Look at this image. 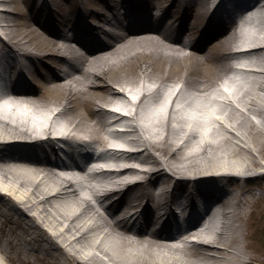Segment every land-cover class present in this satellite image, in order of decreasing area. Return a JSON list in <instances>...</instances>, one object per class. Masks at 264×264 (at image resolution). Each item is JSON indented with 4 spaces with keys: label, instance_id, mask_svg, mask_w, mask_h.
<instances>
[{
    "label": "bare ground",
    "instance_id": "6f19581e",
    "mask_svg": "<svg viewBox=\"0 0 264 264\" xmlns=\"http://www.w3.org/2000/svg\"><path fill=\"white\" fill-rule=\"evenodd\" d=\"M60 1L69 4L70 10L58 17L54 13ZM77 1L82 8L79 13L73 0H28L25 7L20 0H0V91L11 82L24 84L15 96L0 93V103H10L0 106V214L5 217L0 218V230L4 232L2 227L14 217L20 223L28 218L31 223L20 224L35 230L25 238L31 244L27 249H35L39 239L52 244L54 237L64 255L57 264H232L217 254L220 249L242 264L248 262L249 256L229 243L236 237L235 220L245 214L238 209L241 199L223 186V180L245 177L259 163L264 167V3L260 5L262 0H258V6L256 2L231 19L227 6L221 5L224 13L219 8L215 13L209 0ZM249 1L227 0L237 8ZM88 2L95 4L92 9ZM179 3H184V10L176 15ZM149 10L152 17L163 14L178 20V26L189 33L200 30L201 18L205 19L203 26L211 19L204 32L214 31L210 40L204 39L200 48L193 41L192 48L205 51L222 39L223 52L233 61H243L247 67L242 73L252 78L237 82L228 74L208 79L183 73L176 80L170 76L172 62L169 70L160 71L164 60H198L202 55L166 42L153 27L138 26L114 36L122 28L123 12L131 16L130 26H135L149 16ZM47 14L52 27L48 18L44 21ZM224 14L230 21L218 27ZM22 23H26L25 29ZM60 30L64 32L59 34ZM98 33L105 35L100 34L104 45L100 41L92 52H83L80 42L78 46L73 43L77 36L94 43ZM247 43L254 47L238 50ZM141 56L147 59L141 65L139 81L111 74L115 65H132ZM53 58L55 63L45 65L49 70L45 80L48 87L66 92L60 99L44 102L35 97L39 91L30 85L36 83L40 62ZM214 64L218 69L223 66L217 57ZM255 64L261 68L249 67ZM230 68L235 67L230 64ZM113 107L130 113H117ZM108 115L124 121L128 131H109ZM62 129L66 135L61 137L71 150L92 142L104 146L112 137L124 141L132 147L105 150L101 157L115 164L129 159L141 167L131 164L78 179L55 171V165L27 160L40 157L35 153L45 150L41 143L60 139L52 133ZM123 134L132 136L127 139ZM133 175H142V179L131 180ZM212 182L222 186L209 187ZM167 183L173 186H165ZM195 195L206 204L216 199L218 217L213 220L212 212L206 211L189 219L177 235L169 236L167 229L177 226L172 222L177 215L176 198L193 201ZM8 200L10 205H6ZM23 205L34 209L32 216L23 217L18 210ZM35 221H42L45 232L53 229L47 232L53 235H45ZM136 221L143 227L135 225ZM185 235L188 247L182 250ZM209 235L211 239H207ZM5 240L0 236V264H18V260L37 264L14 239L8 236Z\"/></svg>",
    "mask_w": 264,
    "mask_h": 264
},
{
    "label": "rangeland",
    "instance_id": "374dc122",
    "mask_svg": "<svg viewBox=\"0 0 264 264\" xmlns=\"http://www.w3.org/2000/svg\"><path fill=\"white\" fill-rule=\"evenodd\" d=\"M20 1L24 5V7H25V5L30 4L28 2V0H20ZM24 1H25V3H24ZM64 3H65L64 1H62V2L60 1V3L58 4V7H56V13H54L56 16L61 17L60 15L65 14L66 11L70 10L69 7L67 6L69 4L64 5ZM73 3H74V5L75 4L77 5L78 13H79L80 9H82L80 6V3L77 0L75 2L73 0ZM180 4L181 3H179L178 5H180ZM94 5L95 4L93 2L87 3L88 8H90V9H92L94 7ZM72 8H73V6H72ZM32 10L35 13H40L39 11H36V9H32ZM56 16H54V17H56ZM47 18L49 20L50 27H52L53 23L50 21V15L48 16V14H47L44 18V21H46ZM204 21H205L204 18H201V20H199V22H198L199 27L202 25V23ZM24 24H26V23H22L23 28L25 29ZM251 28H252V25H251ZM221 40L214 41L213 43L209 44L207 46V49H205V51H196V50L191 49L189 47H183L188 52L192 51V52H196V53L202 55V58H200L198 60H195L193 58L183 59V60H176L175 59L172 61L164 60L161 63L160 71L169 70L168 63L172 62L173 66H172V69L170 71V76L172 78H175L176 80H179V78L181 77V75L183 73H187L193 77H198V78H208L209 79L210 77H213V76H215V78L216 77L221 78V76H224L226 73H229L231 70V68L229 67L231 57H230V55H227V54H225V52H223L224 49L220 43ZM165 41L172 44V45H175V46H181V43H172V42L168 41L167 39H165ZM230 48H231V46L227 49V51ZM216 57L220 58L222 63H223V66L220 67V69H218L214 64V60ZM139 58H140L139 60L135 61L132 65H129V66L116 67V65H115L116 70H114L111 74H114L117 77L129 75L131 77H136L137 81H139L140 74H141V65L147 59V57L141 56ZM54 60L55 59L53 58V59H46L45 62H40V64L38 65V71H36V73H35V75H36V81L35 82L36 83H33L32 85H30V87L32 88L33 91L34 90L39 91V93L37 92L35 97L37 99H42V101H44V102H48L49 100L55 101L57 99H60L62 97V95H64L66 92L61 87H57V88L48 87V83L45 80L47 77V74L49 72V70L47 69V67L45 65H49L50 63H53ZM225 63H227V64H225ZM98 79L101 80V78H98ZM100 82H102V81H100ZM96 90L98 92H101V89H96ZM190 94H191V92H189V94H187V95H190ZM177 100H178L177 102H180L182 104L181 98L178 97ZM194 104H192V105L190 104V106H192L191 108L194 107ZM257 122H259V121H257ZM57 128L60 129V125L59 126L57 125ZM62 131H64V129H62ZM54 132H56V131H54ZM116 133H118V132H116ZM123 135H125V134H123ZM112 138L114 139V137H112ZM261 139H263V142H264L263 136H261ZM220 141H221V139H220ZM106 158L107 157H105L104 159L105 160L109 159V158H107V159ZM46 165H48V164H46ZM49 166L52 167L51 165H49ZM52 168L55 171L60 172L61 174H72V173L68 172V170L67 171L63 170V169L60 170L57 167H52ZM253 169L254 170H252L251 172L246 173V176L244 174L245 177L230 176L231 179L229 180V182L225 179L223 180V182L225 183L224 186L226 188L232 190L233 192H235L238 195V198L241 199L239 204H238V209L240 211H242V215L245 214L244 218L240 217L239 219L235 220V223L238 225V228H235L233 230L236 234L235 235L236 237H235V239L230 240L229 243L235 245L236 247L239 246L242 249L243 253L247 254L249 256L248 262H246L244 264H264V167L261 163H259V164L255 165V167ZM258 173H259V175H257ZM38 174L39 173L34 174V175H38ZM72 175L74 176L75 174H72ZM75 179H77V178H75ZM78 179H80V178H78ZM230 196L232 197V200H233L234 198L232 195H227L226 198H229ZM243 197H245L247 199L246 202H245V199ZM141 198L143 199L144 197L142 196ZM7 202H9V203H7ZM7 202H4V203H7L6 205H10L11 201L8 200ZM15 204H17V206L18 205L22 206V204L19 201H17ZM18 210H19V212L24 213L23 217H25V218H26L27 214L29 216H32L31 215L32 211L34 213V209H31L32 210L31 211L30 209L24 207V205L21 209H18ZM217 217H218V215L217 216H215L214 214L212 215L213 220H215ZM0 218L5 219V217L2 215V213L0 214ZM25 220L27 221L28 218L23 219L22 223H25L26 222ZM27 222L31 223L30 221H27ZM41 222L39 223V222L35 221L34 225L38 226V228L41 231H43V233L45 235H48V236L51 235L52 236L53 234H48L47 232L51 233L53 229L49 228L50 231L45 232V230H43L44 228H42ZM22 223L17 221L15 217L13 220L7 221V225H4L2 227V229L5 231L2 232L0 230V236L2 237V240L6 241L5 239L8 236L11 237L12 239H14L18 244H20L23 247V249L25 251L28 252V255H27L28 259H35L37 264H57L58 261H61L63 259L64 255H62L63 254L62 248H60L58 246L57 239L54 237H51V236L50 237H51L52 244L50 242L45 243L42 239H39V240H36V242H35L36 243L35 249L32 248V249L28 250L27 248L29 246H31V244H29L28 242L26 244L25 238L29 239L31 237V235L35 234L31 231H35V230H33L29 227L24 228L23 226H20V224H22ZM239 224H241V225H239ZM135 225H137V224H135ZM45 229H48L47 225L45 226ZM36 232L40 233L38 231H36ZM167 234L169 236H172L171 233H169V232H167ZM207 239H211V235H209L207 237ZM219 243L221 244V242H219ZM187 244L188 243L185 242L184 246L182 247V250H184L188 247ZM38 250L41 252L40 254L38 253ZM217 252H218L217 254L224 256L226 260L230 259L229 261L232 264H242L241 261L237 260L236 258H232L231 257L232 255L230 254L229 251H225L224 249L222 251V249H220ZM12 254L15 255L16 258L18 259L19 256H18L16 251L15 252L12 251ZM41 256H45L44 259L40 260L38 258ZM97 259H100V258H97ZM17 262H18V264H26V262H24V261L18 260ZM216 264H218V262H216Z\"/></svg>",
    "mask_w": 264,
    "mask_h": 264
}]
</instances>
